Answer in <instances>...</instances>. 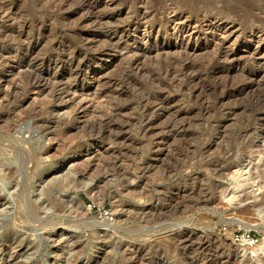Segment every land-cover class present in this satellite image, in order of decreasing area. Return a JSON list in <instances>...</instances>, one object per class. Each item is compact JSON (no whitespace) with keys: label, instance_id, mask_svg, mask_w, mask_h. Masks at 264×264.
<instances>
[{"label":"rangeland","instance_id":"rangeland-1","mask_svg":"<svg viewBox=\"0 0 264 264\" xmlns=\"http://www.w3.org/2000/svg\"><path fill=\"white\" fill-rule=\"evenodd\" d=\"M144 12L157 31L146 44ZM168 15L199 30L225 23L239 35L231 49L264 47V0H0V148L13 146L9 156L0 149V264H264V136H245L264 114V77L252 76L261 61L225 62L217 36L201 35L189 82ZM97 34L117 48L88 62L85 38ZM203 39L215 46L204 50ZM250 154L262 158L249 175L261 191L228 205L220 193ZM24 167L40 218L63 206L71 230L12 219ZM222 226L252 230L258 243L233 244Z\"/></svg>","mask_w":264,"mask_h":264},{"label":"bare ground","instance_id":"bare-ground-1","mask_svg":"<svg viewBox=\"0 0 264 264\" xmlns=\"http://www.w3.org/2000/svg\"><path fill=\"white\" fill-rule=\"evenodd\" d=\"M106 3V2H105ZM109 3H113V0H109ZM82 4V3H81ZM89 5V4H88ZM143 6V5H142ZM101 8V7H100ZM146 8V7H145ZM167 9V8H166ZM168 11V10H167ZM152 13V12H151ZM150 14V13H149ZM149 14L144 12L141 14V17H139L137 20V26L138 27H144L145 32L147 33L145 36H143L142 38H140L139 40L141 42H143L144 44L151 42V40L157 36V31L155 29H153L152 27L149 28V30H147V23L149 22ZM94 15V14H93ZM96 15V14H95ZM125 18V17H124ZM187 17H184L183 15H168L167 17V24L169 27V31H170V39L171 41H174V47L177 49L178 52H181L183 55L185 54V58L184 61L181 62L179 64V68L178 69L182 74L183 77L188 80L189 82L192 81L193 77L195 76H191L192 73H189V70H191V64L190 61H192V58L194 59L196 52L199 50L200 45L198 44V40H199V36H206L207 34L210 35H214L215 37L217 36V48H220V51H223L224 54L226 55V60L228 63L229 62H236L238 63L239 61L245 60L246 58H253L254 60L257 61H261V63L257 64L252 76H255L257 78H262L264 77V47H253L251 44H248L247 46H244L245 49L240 50V49H231L230 46L233 44L235 45L237 43V31L232 28V27H227V25L223 22L220 21V23L217 22H213L210 20H205V24L202 25L201 29L199 30V28H197V26H192L186 19ZM129 19V18H128ZM215 21V20H214ZM95 22V20L93 21ZM98 22V21H97ZM101 22V21H99ZM230 22V21H229ZM72 23V22H71ZM132 23V22H131ZM101 24V23H100ZM149 24V23H148ZM72 25V24H71ZM85 25V24H84ZM196 25V24H194ZM229 26V25H228ZM92 27V26H91ZM149 27V26H148ZM157 29V28H156ZM264 30V29H263ZM257 32V31H256ZM129 32H126V34H128ZM237 33V34H236ZM105 34V33H104ZM115 35V34H114ZM212 35V36H213ZM257 35V34H256ZM107 36V35H106ZM239 36V35H238ZM258 36V35H257ZM264 36V35H263ZM261 36V37H263ZM105 36L101 35V34H97L92 36L91 38H85V42L92 47L91 54L90 57L88 59V62H92V61H98L100 60L105 54H109L111 55V53L114 51V49L117 48V46H115L113 43H111L112 41V37L110 38V36L104 38ZM104 38V39H103ZM204 38V37H203ZM207 38V37H206ZM251 38V37H250ZM216 39V38H215ZM260 39V38H259ZM262 39V38H261ZM260 39V40H261ZM204 40V39H203ZM208 40V38H207ZM207 40H204V45L205 48H203L204 50H207V48L209 46H213L212 44H210ZM251 41V39H250ZM105 43V44H104ZM214 43V42H213ZM258 43V42H257ZM207 46V47H206ZM215 46V45H214ZM231 46V47H232ZM162 48L166 51H164L165 55H169L170 52V44L167 43H163L162 44ZM210 48V47H209ZM90 49V48H89ZM153 49V48H152ZM214 49V48H212ZM216 49V48H215ZM161 50V49H160ZM159 51V50H158ZM162 51V50H161ZM210 51V50H209ZM116 52V51H115ZM208 52V51H206ZM217 52V51H216ZM117 53V52H116ZM143 53V52H142ZM213 53V52H212ZM218 53V52H217ZM156 54V53H155ZM129 55V54H128ZM214 55V54H213ZM223 55V53H222ZM198 56V55H197ZM220 56V55H219ZM162 58V57H161ZM171 58V57H170ZM251 59V60H253ZM139 58L135 59L134 65L137 68L140 64L139 63ZM167 60V59H166ZM196 60V57H195ZM224 60V59H223ZM143 61V60H142ZM194 61V60H193ZM222 61V60H221ZM220 61V62H221ZM249 61V60H248ZM99 62V61H98ZM224 62V61H223ZM195 63V62H194ZM254 65L255 63L252 62ZM91 64V63H90ZM172 64V63H171ZM231 64V63H230ZM243 64V63H242ZM241 64V66H242ZM88 65V64H87ZM133 65V64H132ZM131 65V66H132ZM195 65V64H194ZM193 65V66H194ZM198 65V64H197ZM196 65V66H197ZM252 65V66H254ZM85 66V65H84ZM87 67V66H86ZM96 67V66H95ZM98 67V66H97ZM198 67V66H197ZM255 67V66H254ZM253 67V68H254ZM144 68V67H143ZM142 68V69H143ZM199 68V67H198ZM248 68V67H247ZM80 69V68H79ZM77 69L74 72V79H73V83L70 86V90L76 91V78L77 76L80 74V72L82 71L81 69L79 70ZM139 70V69H138ZM200 70V69H199ZM242 70V69H241ZM86 71V70H85ZM137 71V70H136ZM157 71V70H156ZM96 72V71H95ZM192 72V71H191ZM215 73H217V71H214ZM237 72V71H236ZM179 73V72H178ZM194 74V73H193ZM199 74V72H198ZM85 75V74H84ZM83 75V76H84ZM175 75V74H173ZM213 75V74H212ZM216 75V74H215ZM170 76V75H169ZM172 76V75H171ZM211 76V75H210ZM209 76V77H210ZM228 76V75H227ZM201 77V76H200ZM203 77V76H202ZM201 77V78H202ZM217 77V76H216ZM219 77V75H218ZM217 77V78H218ZM177 78V77H176ZM200 78V79H201ZM214 78V76H213ZM215 78V79H217ZM223 78V77H222ZM225 78V77H224ZM245 78V77H244ZM249 78V76H248ZM196 79L199 80V78L197 77ZM212 79V78H211ZM210 79V80H211ZM219 79V78H218ZM95 80H98V77H96ZM259 80H263L259 79ZM38 81V80H37ZM79 81V80H78ZM178 81V80H177ZM197 81V80H196ZM212 81V80H211ZM210 81V82H211ZM253 81V80H252ZM99 82V81H98ZM215 82V80H214ZM258 82V81H257ZM195 83V82H194ZM206 83V82H205ZM246 83V82H245ZM200 84V82L198 83ZM213 84V83H212ZM217 84V82L215 83ZM112 85V84H111ZM171 85V84H170ZM205 85V84H204ZM222 85V84H221ZM257 85V84H256ZM259 85V84H258ZM263 86V85H262ZM260 87L263 88L264 87ZM197 87V86H196ZM201 87L202 84H201ZM220 87V86H219ZM209 88V87H208ZM215 88V87H214ZM213 88V89H214ZM218 88V87H217ZM221 88V87H220ZM258 88V87H257ZM259 88V89H260ZM160 89V88H159ZM212 89V90H213ZM252 89V88H251ZM256 89V87H255ZM69 90V91H70ZM219 90V89H218ZM249 90V89H248ZM253 90V89H252ZM261 90V89H260ZM167 91V90H166ZM194 91V90H193ZM214 91H216L214 89ZM99 94V93H98ZM251 94V93H250ZM102 95V94H100ZM99 95V96H100ZM241 95V94H239ZM98 96V97H99ZM231 96V95H230ZM236 96V95H235ZM163 98V97H162ZM195 99V98H194ZM163 100V99H162ZM172 100V99H171ZM170 99L167 100V104L169 105L172 101ZM230 100V99H229ZM112 101V100H111ZM165 101V100H164ZM153 103V102H152ZM166 103V102H165ZM161 104V102H160ZM6 105V104H5ZM46 105V104H45ZM112 105V104H111ZM159 105V104H158ZM158 105H155V107H157ZM163 105V103H162ZM171 105V104H170ZM153 107V106H152ZM164 107V106H163ZM162 107V108H163ZM174 107V106H173ZM164 109V108H163ZM166 109V108H165ZM167 113H169L172 117L178 116L180 115L181 111H173L172 108L170 106L167 107ZM175 110V109H174ZM109 111V110H108ZM12 112V111H11ZM232 112V111H231ZM35 116V115H34ZM170 118V117H169ZM147 119V118H146ZM181 119V118H180ZM108 120V119H107ZM142 120V119H141ZM171 120V119H170ZM258 122L256 127H254L253 129H248L246 131V138L249 140V138L253 137V138H258L261 136H264V114H260L258 117ZM11 122V121H10ZM36 122V121H35ZM111 122V121H110ZM173 122V121H172ZM14 123V122H13ZM108 124V123H107ZM147 126L149 123L146 121L145 122ZM6 136L12 137V132H15V126L12 123H7L6 122ZM172 126V125H171ZM170 126V127H171ZM137 127V126H136ZM149 127V126H148ZM153 127V126H152ZM144 128V127H143ZM146 128V127H145ZM5 129V128H4ZM46 129V128H45ZM177 129V128H176ZM179 130V129H178ZM159 134V133H158ZM42 136V135H41ZM14 138V137H13ZM106 138V137H105ZM146 138V137H145ZM31 139V138H30ZM17 140V139H16ZM32 140V139H31ZM111 140V139H110ZM25 141V140H24ZM23 139H20L19 144L21 146L22 143H24ZM30 141V140H28ZM251 142H248V145ZM27 144V143H26ZM2 145V144H1ZM6 145V144H5ZM23 145V144H22ZM25 145V143H24ZM7 147H4L5 149L2 150L1 153L5 154V156H9V154L7 152L10 153V149L13 146L10 145H6ZM1 147V148H2ZM16 147V146H14ZM0 148V149H1ZM20 149H23L22 147H20ZM26 151V150H25ZM28 151V150H27ZM30 151V150H29ZM28 151V154L30 153ZM166 151V150H165ZM263 153V152H262ZM27 154V153H26ZM31 154V153H30ZM2 155V154H1ZM21 155V154H20ZM32 155V154H31ZM34 155V154H33ZM12 156V155H10ZM31 157V156H29ZM3 157H0V173L2 172V170H4L5 168H8V166L6 165V163L3 162ZM261 155L257 154L255 156H253V154L249 155V160L248 162L242 166L240 169L236 170L232 176H231V185L227 188L222 190V192L220 193V197L221 199L227 203L228 205H230L232 202L239 200V198L245 194V193H249L252 194V196L254 195V190L255 191H261V186H258V181H251V178L249 177L250 175V169L251 167H253V165H257L256 163H259V161L261 160ZM5 161V160H4ZM10 161V160H9ZM25 161V160H24ZM29 161V159H28ZM7 162V161H6ZM10 163V162H8ZM120 163V162H119ZM26 166V165H25ZM257 167V166H256ZM28 169L27 167H24L23 170L21 171V175H22V179L20 181V185H19V189L15 192L14 194V208L12 209V219L21 224H27L29 225V223L32 222V224H36L35 227L38 226V228H53V227H61L62 229L68 231L71 230L70 228H72L71 226L74 224L75 219H73L74 217H71V213L70 212H66V210H64L63 206H57L55 208V210L47 215L44 218H40L39 214H38V210L35 206V204L33 203V201L29 198V196L27 195V193H25V181L27 180V176L28 174ZM124 174V173H123ZM12 177V176H11ZM261 178V177H260ZM29 181V180H28ZM27 182V181H26ZM124 188L126 189H131L130 186L126 185ZM28 190V189H27ZM28 192V191H27ZM263 202V201H262ZM262 204V203H259ZM263 206V205H262ZM260 207V206H259ZM70 211V210H69ZM258 216L260 217H264V206L258 209ZM171 231V230H169ZM11 231H9V238H8V242H15V233L11 234ZM17 234V233H16ZM136 237V236H135ZM19 245V244H18ZM11 246V245H9ZM14 246V245H13ZM78 247V244H75V248ZM81 248V247H80ZM69 250V249H68ZM260 252L258 254L264 253V242H262L261 246H260ZM69 252V251H68ZM243 252L242 250L240 251V255L239 258L240 260L243 259ZM122 260V259H121ZM14 264V263H13Z\"/></svg>","mask_w":264,"mask_h":264},{"label":"built area","instance_id":"built-area-1","mask_svg":"<svg viewBox=\"0 0 264 264\" xmlns=\"http://www.w3.org/2000/svg\"><path fill=\"white\" fill-rule=\"evenodd\" d=\"M89 209H92L91 205H87ZM100 216L104 218L109 217V212L107 210L100 211ZM217 232L221 235H224L228 238L233 244H249L254 246L258 243V237H256L252 230H245L241 228H229L228 226H222L216 229Z\"/></svg>","mask_w":264,"mask_h":264}]
</instances>
